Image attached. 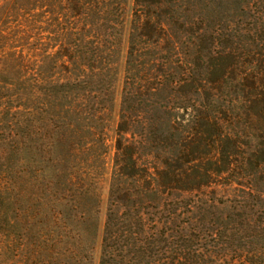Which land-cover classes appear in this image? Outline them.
Here are the masks:
<instances>
[{
	"label": "trees",
	"instance_id": "1",
	"mask_svg": "<svg viewBox=\"0 0 264 264\" xmlns=\"http://www.w3.org/2000/svg\"><path fill=\"white\" fill-rule=\"evenodd\" d=\"M38 2L16 94L48 144L19 198L0 184V226L20 264H91L130 0ZM224 186L241 194L222 200ZM99 264H264V0H133Z\"/></svg>",
	"mask_w": 264,
	"mask_h": 264
},
{
	"label": "rangeland",
	"instance_id": "2",
	"mask_svg": "<svg viewBox=\"0 0 264 264\" xmlns=\"http://www.w3.org/2000/svg\"><path fill=\"white\" fill-rule=\"evenodd\" d=\"M232 6L238 7L237 1L233 2ZM132 10L133 0H130L118 64V75L115 82L114 109L105 131L108 153L97 184L99 229L96 238L89 239L93 248L89 252L87 251L91 255V264H99L102 251V236L108 209L115 139L130 41ZM42 14L43 11L38 0H0V180H2L0 184L4 185L9 179L16 181L18 189L14 195L18 198L20 191H23V183L20 177L23 168L27 163H31L33 166L36 165V162L39 163L44 156L41 146L44 143L45 145L48 144V141L41 137L40 128L43 122L40 113L31 117L33 121L32 134H27L28 130L25 126L28 114L25 111V102L20 94H16V92H23L20 89L23 86L26 71H33L36 67V65L34 66L35 60L29 61L28 58L29 54L37 51L40 46L39 33L42 25L41 21H43ZM26 66L29 68L26 69ZM9 83H15L16 88H9ZM9 89L13 90L9 91ZM11 95H14L13 98ZM9 98H12L13 101H9ZM0 193V196L2 195L4 198L7 195L5 191H0ZM240 194L241 191L236 190L234 187L224 186L219 188V197L222 200L234 199L237 197L236 195ZM18 198H15V202L12 203V207L8 212L10 223L14 222V211L22 203ZM229 209L228 206L223 205H220L219 208H212L211 213H207L203 220L201 214L200 220L198 217V228L203 230L210 228L212 224L210 220H215L218 215H226ZM0 227V264H20V259L14 257L8 248V244L11 241H22V239H8L5 221ZM16 227L20 230L18 225ZM18 230H14V233H17Z\"/></svg>",
	"mask_w": 264,
	"mask_h": 264
}]
</instances>
